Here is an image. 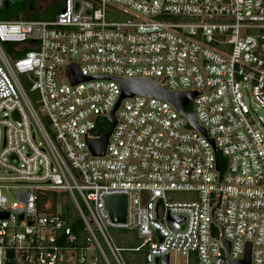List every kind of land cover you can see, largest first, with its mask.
I'll return each instance as SVG.
<instances>
[{"label":"built area","instance_id":"built-area-1","mask_svg":"<svg viewBox=\"0 0 264 264\" xmlns=\"http://www.w3.org/2000/svg\"><path fill=\"white\" fill-rule=\"evenodd\" d=\"M111 79L198 92L185 111L206 136L168 102L135 95L115 110L104 156H92L88 141L121 95ZM257 109L264 0H62L49 20H0V264H125L116 230L135 232L144 264L172 253L228 264L248 244L250 264H264ZM112 195L127 198L124 223L105 210ZM67 199L81 234L60 213Z\"/></svg>","mask_w":264,"mask_h":264},{"label":"water","instance_id":"water-1","mask_svg":"<svg viewBox=\"0 0 264 264\" xmlns=\"http://www.w3.org/2000/svg\"><path fill=\"white\" fill-rule=\"evenodd\" d=\"M5 6H10L16 10H23L27 6V0H7ZM75 72V69L72 66L67 68V74L73 83L78 80H71L72 74ZM77 72V71H76ZM95 78H86L79 77V80H91ZM109 79V78H104ZM118 83L121 89V95L117 101L114 109L107 117V122L110 124V129L106 134H103L100 138L95 140L88 141V149L92 156H104L108 139L112 132L113 127L115 126V110L118 108L120 101L122 99L131 98L135 95H143L147 97H155L162 99L172 105L180 114L185 116L189 124L201 133L203 136H206L205 130L199 127L195 115L193 112H186V106L198 95V92H171L168 91L166 87L160 86L152 79H111ZM105 210L113 222L124 223L127 219V198L125 195H112L104 199ZM6 217V216H5ZM22 219V217H20ZM174 218L170 217V220ZM221 243L225 248L226 255L228 256L229 244L221 239ZM155 244V241L152 243ZM250 251L251 246L246 245L243 258L239 261L228 260V264H250ZM11 257V252L9 253ZM160 264H169V256L166 255L162 258Z\"/></svg>","mask_w":264,"mask_h":264},{"label":"trees","instance_id":"trees-1","mask_svg":"<svg viewBox=\"0 0 264 264\" xmlns=\"http://www.w3.org/2000/svg\"><path fill=\"white\" fill-rule=\"evenodd\" d=\"M35 0H27V6L23 10H16L13 9L10 6H3L0 8V17L2 19L0 20H18V19H24V20H33V21H45L52 19L56 13L59 11L62 0H52L50 6L44 10V12H40L35 7L34 4ZM8 48V47H6ZM188 110L191 109L188 107ZM110 129V125L106 121V119H102L101 121V129L99 130L100 134H106ZM218 158V166L221 170V160L222 157L220 154H217ZM62 210H60L63 218L72 226L75 233L81 234L82 233V222L80 218L78 217V214L72 204V202L67 199L65 204L61 207ZM141 243V240H140ZM129 245L126 247H120L122 249L124 263L125 264H144L143 262V255L144 251H134L132 249L138 247L140 245ZM192 261L196 263V260Z\"/></svg>","mask_w":264,"mask_h":264},{"label":"rangeland","instance_id":"rangeland-1","mask_svg":"<svg viewBox=\"0 0 264 264\" xmlns=\"http://www.w3.org/2000/svg\"><path fill=\"white\" fill-rule=\"evenodd\" d=\"M52 0H36V5L35 7L40 10V12H44L50 4ZM0 19H2L0 17ZM246 101L248 102V98H246ZM252 106H254L252 104ZM257 115L258 117L264 121V109H257ZM262 131L264 133V127L262 128ZM38 142H41L40 138L38 137ZM7 177V174L4 171H0V178ZM1 194L5 197L7 204H11L13 202H16L17 196L14 193L13 190H7V189H2ZM176 199L182 200L185 198H188L191 196V193L189 192H176L172 194ZM110 238L114 242V244L118 247H126L129 245H138L140 243V239L136 236L134 231L131 230H116L110 232ZM122 260L124 261L123 258V253H121ZM110 264H115L114 261L109 258ZM99 264H104L102 260H100ZM170 264H195L192 260L186 259L184 255L181 254H174L172 253L170 256Z\"/></svg>","mask_w":264,"mask_h":264},{"label":"flooded vegetation","instance_id":"flooded-vegetation-1","mask_svg":"<svg viewBox=\"0 0 264 264\" xmlns=\"http://www.w3.org/2000/svg\"><path fill=\"white\" fill-rule=\"evenodd\" d=\"M34 4L36 5V0H35Z\"/></svg>","mask_w":264,"mask_h":264}]
</instances>
